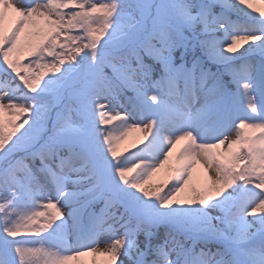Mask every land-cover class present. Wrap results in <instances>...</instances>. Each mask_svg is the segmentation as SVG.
<instances>
[{
  "label": "snow or ice",
  "instance_id": "obj_1",
  "mask_svg": "<svg viewBox=\"0 0 264 264\" xmlns=\"http://www.w3.org/2000/svg\"><path fill=\"white\" fill-rule=\"evenodd\" d=\"M35 2L0 4V264H264V0H171L143 49L160 75L117 55L122 21L34 69L56 30L32 37ZM161 223L186 232L140 248Z\"/></svg>",
  "mask_w": 264,
  "mask_h": 264
},
{
  "label": "rangeland",
  "instance_id": "obj_2",
  "mask_svg": "<svg viewBox=\"0 0 264 264\" xmlns=\"http://www.w3.org/2000/svg\"><path fill=\"white\" fill-rule=\"evenodd\" d=\"M22 0H11V3L19 8ZM171 0H36L33 4L32 9L29 10V14L35 12L43 14L45 19L39 22V26L36 31L31 35L32 37H39L46 35L48 31L54 27L56 30L52 31V36H48L47 42L41 46L40 55L29 57L25 63L31 65L35 69V62L37 59L43 62H53L58 63L56 59L59 53H64L65 55L71 52L77 46L85 43L87 41V32L90 30H104L111 32V28L117 23L118 19L124 22L126 25L131 27L128 29L129 33L143 32L145 34V39L143 43L138 47H130L124 49L123 52L127 54L128 59L133 60L131 53L133 50L140 51L141 48H146V42L149 40L150 36L156 37L158 40V46L160 47L159 40V28L154 27L162 22L165 16V7ZM249 3H255L256 0H248ZM3 0H0V4ZM69 4V6H67ZM23 16V14H20ZM5 17L3 11L0 10V30L3 31L5 27ZM154 34V35H150ZM80 37L81 39L77 41L75 38ZM55 40V44L52 41ZM63 46V47H61ZM46 47L51 50L52 55H48L42 49ZM178 48L175 52V62L180 57ZM183 50V48H181ZM184 51V50H183ZM141 52V51H140ZM124 55V54H121ZM125 61H118L122 63ZM133 66H135L133 62ZM63 67L67 68V64ZM7 95V91L0 92V102L8 104L7 100L2 99ZM69 104V99L66 97L62 108L67 107ZM125 146H130V142H126L121 145L120 148ZM119 148V149H120ZM118 149V152H119ZM120 216L116 215L115 225L120 227L121 230L125 228L130 229V231L135 230L137 226L141 228H147V221L132 220L129 224L126 218L124 223H119ZM153 235L146 239L143 234L138 238L140 248L148 251L150 245L158 240L166 239V231H168L167 225L161 223L157 226L152 227ZM124 245L128 246V237H123ZM101 248L106 247L103 243L100 244ZM104 258L97 256H85L81 257L78 262H73V264H102ZM125 264H129L125 261Z\"/></svg>",
  "mask_w": 264,
  "mask_h": 264
},
{
  "label": "clouds",
  "instance_id": "obj_3",
  "mask_svg": "<svg viewBox=\"0 0 264 264\" xmlns=\"http://www.w3.org/2000/svg\"><path fill=\"white\" fill-rule=\"evenodd\" d=\"M166 6L167 5H164V7H166ZM119 22L120 21L118 19L117 23H119ZM150 35H154V34L150 33ZM145 38L146 37H145V34L143 32L128 33V35H127V37L125 39V47H124V49L130 48V47H138V46H140L143 43ZM124 49H122L121 52L117 53V55H121V54L125 55L126 53L123 52ZM163 72H164V69H163V66H161L160 74H162ZM160 74H158V75H160ZM151 206L155 208L156 207L155 202H151ZM125 213L129 217V220L127 221V223H129V224L132 222V220H137L139 222L140 220L143 219V217L138 212H135V211H133V210L127 208V207H125L123 212L121 213L120 219H123V216H124ZM167 228H168V231L176 233L177 235H180V236L184 235L185 232H186V226L181 224V223L167 224ZM125 231L126 232L130 231V229L125 228Z\"/></svg>",
  "mask_w": 264,
  "mask_h": 264
}]
</instances>
